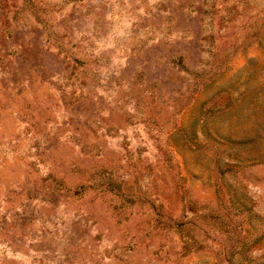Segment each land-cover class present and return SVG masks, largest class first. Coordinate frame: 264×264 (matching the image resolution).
I'll list each match as a JSON object with an SVG mask.
<instances>
[{"label": "rangeland", "instance_id": "374dc122", "mask_svg": "<svg viewBox=\"0 0 264 264\" xmlns=\"http://www.w3.org/2000/svg\"><path fill=\"white\" fill-rule=\"evenodd\" d=\"M0 264H264V0H0Z\"/></svg>", "mask_w": 264, "mask_h": 264}]
</instances>
